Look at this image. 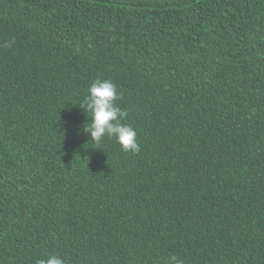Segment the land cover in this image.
<instances>
[{
	"label": "trees",
	"instance_id": "trees-1",
	"mask_svg": "<svg viewBox=\"0 0 264 264\" xmlns=\"http://www.w3.org/2000/svg\"><path fill=\"white\" fill-rule=\"evenodd\" d=\"M97 79L138 154L84 133ZM50 255L264 264V0H0V264Z\"/></svg>",
	"mask_w": 264,
	"mask_h": 264
},
{
	"label": "clouds",
	"instance_id": "clouds-1",
	"mask_svg": "<svg viewBox=\"0 0 264 264\" xmlns=\"http://www.w3.org/2000/svg\"><path fill=\"white\" fill-rule=\"evenodd\" d=\"M5 46L11 47V42ZM118 98L117 86L111 80L94 81L83 102L78 104L85 110L88 118V114H91L83 131L90 136L93 143H100L105 137L114 138L123 151L138 154L141 149L137 131L131 125L122 123L126 120L128 112L117 106ZM37 264H66V260L58 255H50L46 259H40ZM168 264H184V262L173 255L169 258Z\"/></svg>",
	"mask_w": 264,
	"mask_h": 264
}]
</instances>
